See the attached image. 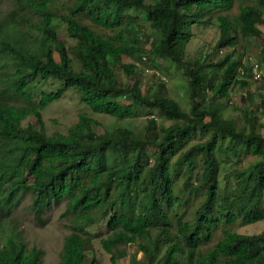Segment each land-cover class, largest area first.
Instances as JSON below:
<instances>
[{
  "label": "trees",
  "instance_id": "obj_1",
  "mask_svg": "<svg viewBox=\"0 0 264 264\" xmlns=\"http://www.w3.org/2000/svg\"><path fill=\"white\" fill-rule=\"evenodd\" d=\"M11 1L0 17V264H44L45 250L14 220L27 196L40 220L64 205L71 231L60 264H98L86 225L106 217L101 242L114 263L139 241L143 257L129 264H264V230L235 228L264 219V86L252 88L244 62L264 35V0ZM142 17L157 32L152 55L186 80L180 98L143 89L137 65L124 60ZM205 23L218 26L215 48L226 51L188 57ZM50 78L62 88L29 105L27 84ZM64 89L118 119L147 110L148 133L101 132L86 113L67 133H48L41 110ZM30 115L36 122L24 125ZM222 157L236 164L224 182Z\"/></svg>",
  "mask_w": 264,
  "mask_h": 264
},
{
  "label": "rangeland",
  "instance_id": "obj_2",
  "mask_svg": "<svg viewBox=\"0 0 264 264\" xmlns=\"http://www.w3.org/2000/svg\"><path fill=\"white\" fill-rule=\"evenodd\" d=\"M13 5L11 0H0V17L9 11ZM142 20V26L136 27L138 30H136L133 37L134 39L138 36V43L130 41L131 45L136 46L135 53L133 56H124V60L135 62L137 65V77H140L143 89H147L150 85L160 86L167 95L180 98L185 90L186 80L181 73H176L174 67L167 74L165 68H163V64L165 65L167 62L152 55L150 48L155 44L157 32L151 29L150 22L146 18L142 17ZM260 26L264 32V24ZM60 31L62 32V37L70 44L73 39L63 29ZM218 36L219 28L217 25L211 23L203 24V29L196 34L187 48L188 57L199 58L213 52V57L217 58L223 54L226 49L215 48ZM251 44L253 46L252 53H249L244 59V62L248 65L256 59L262 60L264 58V35L261 39L253 37ZM6 59L3 56L1 62H6ZM123 77L125 78L124 75ZM128 80L132 81L133 79L128 77ZM260 86H264V81H254L252 88L255 89ZM59 88H62V85L56 79L50 78L42 82L33 79L26 86V102L29 105L38 106L44 91H54ZM124 101L129 102L128 98H124ZM41 113L48 133H67L70 127L79 120L80 114L86 113L99 122L97 129L101 132L112 130L116 127H127L132 129L135 134L144 135L149 130L148 118L153 116L151 113L148 114L145 109H140L136 115L123 119H118L108 113L93 112L73 89H64L62 96L49 103L41 110ZM156 118L159 124L163 123L164 116L162 114L157 113ZM28 122L35 123L36 117L33 115L28 116L24 120V125ZM151 152H154L153 149ZM222 159L221 182H224L226 173L235 168L236 164L235 158L229 160L222 157ZM30 201V196H27L25 201L15 210L16 219L14 220L17 222L16 227L18 231L22 232L24 240L30 246H38L45 250L44 264H60V252L64 238L71 231L70 221L66 218H61L64 205L54 206L53 209L48 211L47 216L40 220L31 211ZM108 220L109 217H106L86 225V229L90 232L93 240L92 249L89 251L90 258L94 256L98 264H129L134 254L137 255V258H142L143 251L139 250V241H136L124 246V255L116 263L113 262L111 253L104 249L101 242L102 238L108 236ZM3 225L6 228L11 227L8 223ZM1 226L2 224H0V230H3V233L7 232ZM235 228L244 233L259 232L264 230V219L248 224L238 222ZM1 240L2 237H0Z\"/></svg>",
  "mask_w": 264,
  "mask_h": 264
},
{
  "label": "built area",
  "instance_id": "obj_3",
  "mask_svg": "<svg viewBox=\"0 0 264 264\" xmlns=\"http://www.w3.org/2000/svg\"><path fill=\"white\" fill-rule=\"evenodd\" d=\"M253 69V78L256 81H264V58L256 59L251 62Z\"/></svg>",
  "mask_w": 264,
  "mask_h": 264
}]
</instances>
